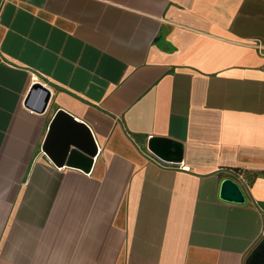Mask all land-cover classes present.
Segmentation results:
<instances>
[{"label":"crops","instance_id":"crops-1","mask_svg":"<svg viewBox=\"0 0 264 264\" xmlns=\"http://www.w3.org/2000/svg\"><path fill=\"white\" fill-rule=\"evenodd\" d=\"M263 238L264 0H0V264H246Z\"/></svg>","mask_w":264,"mask_h":264},{"label":"water","instance_id":"water-1","mask_svg":"<svg viewBox=\"0 0 264 264\" xmlns=\"http://www.w3.org/2000/svg\"><path fill=\"white\" fill-rule=\"evenodd\" d=\"M34 90H41L45 93L44 101L42 109L47 104L48 97H49V91L47 88H45L42 84L39 82H34L31 86L30 92L28 95L31 94ZM66 118L67 120L72 121V117L67 114L66 112L60 110L55 118V121L52 125V127H55L56 124L59 122L60 119ZM79 126L84 128L86 132V141L81 144V142L74 143L76 147L81 148L85 152L89 154H94L96 151V146L94 144L93 137L91 135V132L89 128L83 124L78 123ZM147 146L150 151H152L157 156H160L168 161H180L182 157V148L181 145L177 142L164 138V137H151L148 142ZM68 147H65L64 153H58L55 155V162L58 164H62V161L64 159L65 154L67 153ZM61 151V152H62ZM220 198L228 201L233 202H243L244 201V195L239 187V185L233 181L230 178H224L220 184V192H219ZM246 264H264V238L258 243V245L254 248V250L250 253L246 260Z\"/></svg>","mask_w":264,"mask_h":264},{"label":"built area","instance_id":"built-area-1","mask_svg":"<svg viewBox=\"0 0 264 264\" xmlns=\"http://www.w3.org/2000/svg\"><path fill=\"white\" fill-rule=\"evenodd\" d=\"M151 154L153 155L152 158H154V159H158V160L162 161V159H161L159 156H157L156 154H154L152 151H151ZM167 161H168V160H167ZM163 162H164V161H163Z\"/></svg>","mask_w":264,"mask_h":264}]
</instances>
